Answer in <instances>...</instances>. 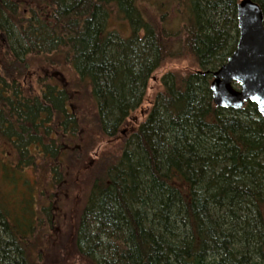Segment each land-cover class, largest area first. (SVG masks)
I'll return each instance as SVG.
<instances>
[{"label": "trees", "instance_id": "obj_1", "mask_svg": "<svg viewBox=\"0 0 264 264\" xmlns=\"http://www.w3.org/2000/svg\"><path fill=\"white\" fill-rule=\"evenodd\" d=\"M240 1L183 0L177 42L139 0H0V264H64L65 254L78 264H264V116L252 103L217 108L211 92L239 40ZM253 1L264 12V0ZM35 57L72 72L98 139L121 140L118 156L90 167L72 240L65 249L42 240L39 258L28 244L34 196L28 189L16 203L1 188L16 192L20 174L40 166L48 187L71 190L84 161L74 149L77 98L46 75L30 89ZM184 57L198 71L163 76L145 120L122 135L152 75Z\"/></svg>", "mask_w": 264, "mask_h": 264}, {"label": "rangeland", "instance_id": "obj_2", "mask_svg": "<svg viewBox=\"0 0 264 264\" xmlns=\"http://www.w3.org/2000/svg\"><path fill=\"white\" fill-rule=\"evenodd\" d=\"M182 2L183 0H139L138 7L146 19L161 28L166 34H170L171 36L177 35L178 37H173V39L175 38L178 42L180 37L184 35L186 26L185 8ZM113 23L112 26L114 25L119 30L118 32H121L122 36L128 35L126 31H129V28L125 23L123 25L118 20H113ZM36 58H34L35 60H30L33 65L27 71L25 83L28 84L30 89L36 88L38 81L46 78L44 75L49 77L48 80L51 79L55 82V79H59L67 83L70 87L69 89L72 90L73 97L77 98L76 107L82 113L81 136H78L77 140L74 141V149L76 148L79 151L80 158L84 161L82 168L74 166V172H77L74 175L76 182L71 190L48 187L49 179L40 166L28 169L26 172L20 174L22 179L18 183L16 192H11L14 189L12 184L10 186L6 184L1 188L2 193L6 194V196L9 195L10 199H14L16 203L23 199L24 193L28 189H30V192L27 194L28 198L30 199L31 195L34 196L36 200L34 213L37 222H34L35 227L28 244H32L30 248L33 250L32 255L34 258H39V256H44L43 251L40 249L42 240L55 241L64 249L68 241L72 240L74 228H76L74 226L91 190L90 182L93 179V175L89 171L90 167L100 165L99 163L104 157L113 160L114 157L118 156L120 154L121 140L101 141L98 139L99 137H96L98 134L94 130V124L89 118L91 111L90 100L83 95L82 91H76L77 86H75L72 72H69L68 68H64L61 65L46 67L41 62L42 59ZM195 71H198V67L192 58L184 57L182 59L165 61L149 80L145 102L131 115L129 123L121 131L122 135L128 136L145 120L155 96L163 89L161 85L163 76L173 73L184 77ZM73 106L75 107L74 103ZM83 114L85 115L83 116ZM83 166L86 167L85 170ZM40 202L43 203L42 208L40 207ZM9 203H12V200ZM47 214L51 216V222L48 220ZM42 234L44 236L41 239ZM56 234L57 236L54 237ZM67 249L71 251V245H68ZM78 263H75L74 260L70 259V256L68 258V255L65 254L64 264Z\"/></svg>", "mask_w": 264, "mask_h": 264}, {"label": "water", "instance_id": "obj_3", "mask_svg": "<svg viewBox=\"0 0 264 264\" xmlns=\"http://www.w3.org/2000/svg\"><path fill=\"white\" fill-rule=\"evenodd\" d=\"M239 40L233 54L212 73L217 108L240 111L248 103L264 116V12L253 0L237 7Z\"/></svg>", "mask_w": 264, "mask_h": 264}]
</instances>
